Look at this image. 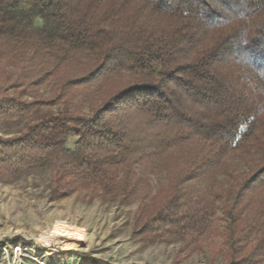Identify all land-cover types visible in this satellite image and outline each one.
<instances>
[{
  "label": "trees",
  "instance_id": "1",
  "mask_svg": "<svg viewBox=\"0 0 264 264\" xmlns=\"http://www.w3.org/2000/svg\"><path fill=\"white\" fill-rule=\"evenodd\" d=\"M0 127V172L49 171V201L264 264V0H0Z\"/></svg>",
  "mask_w": 264,
  "mask_h": 264
},
{
  "label": "rangeland",
  "instance_id": "2",
  "mask_svg": "<svg viewBox=\"0 0 264 264\" xmlns=\"http://www.w3.org/2000/svg\"><path fill=\"white\" fill-rule=\"evenodd\" d=\"M3 134L0 127L1 138L12 137ZM74 141L71 138L68 147ZM1 174L0 264H222L207 249L188 254L181 242H161L146 233L136 218L139 204L121 206L84 191L51 202L49 171ZM148 178L155 192L165 176ZM55 229L78 235L80 246L64 250L51 241L39 242L51 239Z\"/></svg>",
  "mask_w": 264,
  "mask_h": 264
},
{
  "label": "bare ground",
  "instance_id": "3",
  "mask_svg": "<svg viewBox=\"0 0 264 264\" xmlns=\"http://www.w3.org/2000/svg\"><path fill=\"white\" fill-rule=\"evenodd\" d=\"M50 237L51 239H47V241L41 239L39 242L44 243L51 241L55 247H59L64 250L79 247V243L82 242V239L70 230L55 229Z\"/></svg>",
  "mask_w": 264,
  "mask_h": 264
},
{
  "label": "built area",
  "instance_id": "4",
  "mask_svg": "<svg viewBox=\"0 0 264 264\" xmlns=\"http://www.w3.org/2000/svg\"><path fill=\"white\" fill-rule=\"evenodd\" d=\"M39 264H48V263L45 261H40Z\"/></svg>",
  "mask_w": 264,
  "mask_h": 264
}]
</instances>
